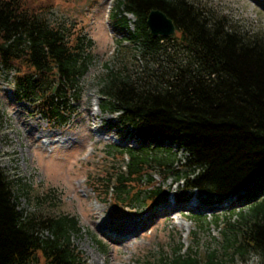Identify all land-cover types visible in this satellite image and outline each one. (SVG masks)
Returning a JSON list of instances; mask_svg holds the SVG:
<instances>
[{"label":"trees","instance_id":"16d2710c","mask_svg":"<svg viewBox=\"0 0 264 264\" xmlns=\"http://www.w3.org/2000/svg\"><path fill=\"white\" fill-rule=\"evenodd\" d=\"M33 4L0 0V66L13 72L18 100L63 125L72 114L70 100H79L93 41L54 26L44 14L51 7ZM152 10L172 21L174 37L150 35ZM109 19L121 30L132 24L128 39L141 45L150 67L133 75L111 70L99 80L100 111L115 115V126L131 128L141 144L110 146L121 164L88 177L93 192L124 210L132 199L157 203L169 195L155 183L157 176L172 179L184 194L234 196L242 204L212 221L220 228L221 251L208 250L199 260L195 245H178L137 264H229L252 257H259L253 264H264V33H241L192 0H115ZM169 44L186 58L170 57L163 48ZM19 195L32 201L35 212L18 208ZM44 205L54 207L51 191L31 195L29 185L15 186L0 166V264H83L71 240L81 233L77 218L44 213ZM192 221L197 231L208 224L201 217Z\"/></svg>","mask_w":264,"mask_h":264},{"label":"rangeland","instance_id":"374dc122","mask_svg":"<svg viewBox=\"0 0 264 264\" xmlns=\"http://www.w3.org/2000/svg\"><path fill=\"white\" fill-rule=\"evenodd\" d=\"M192 1L212 15L224 17L226 23L241 33H264V0ZM114 2L34 0L35 9L51 7L44 14L54 26L62 25L67 32H80L93 41L91 63L79 82V100H70L72 114L63 125L49 123L34 105L18 100L13 72L0 66V166L15 186L19 183L29 185L31 195L42 196L49 191L54 194V207L44 205L40 211L48 213L53 210L77 218L81 233L73 235L71 240L81 253L83 264L152 262L160 255H169L178 245L183 250L195 245L193 252L199 260H204L208 250L221 251L220 228L215 227L212 221L216 216L222 218L241 209L242 204L235 201L236 197L220 200L200 195L197 191L184 194L183 187L174 185L172 179L161 182L154 176L155 183L169 195L157 203L143 198L139 201L132 199L127 201L129 208L124 210L120 204L116 207L109 201H103V197L95 194L88 183V177L102 175L121 164L110 152V146L137 148L141 144L140 139L133 136L131 128L116 127L115 115L99 109L102 99L99 80L103 75L118 69L133 75L150 67V61L142 57L141 45L128 39L132 24L129 31L121 30L109 19ZM128 18L134 20L132 16ZM163 48L172 58H186L185 54L178 53L181 51L176 46L169 44ZM179 155H182L181 151ZM169 203L177 207L194 205L197 208L175 209L174 212L169 208L166 211L171 214L162 218L158 210ZM16 204L26 213L35 212L32 201H28L25 195H19ZM194 217L205 219L207 226L197 231L192 221ZM125 219L132 221L135 231L128 235L127 242L117 245L120 235H111L105 226ZM101 233L110 234L109 237L116 241H110ZM254 262L253 257L247 262L235 258L229 264Z\"/></svg>","mask_w":264,"mask_h":264},{"label":"bare ground","instance_id":"6f19581e","mask_svg":"<svg viewBox=\"0 0 264 264\" xmlns=\"http://www.w3.org/2000/svg\"><path fill=\"white\" fill-rule=\"evenodd\" d=\"M180 207V206H179ZM177 207V206H175V205H173L172 203H169V205H165L164 207H162V208H160L158 211H159V213H161L160 215H161V217H162V215H163V217L162 218H165L166 216H168L169 214H171V212H174L175 211V209H179V211L181 210V211H183V210H189V209H196L197 208V206H194V205H191V206H185V205H183V207ZM196 207V208H195ZM169 208H171L172 209V211L171 212H167L166 210H168ZM209 209V211H213V209L212 208H208ZM177 211V210H176ZM171 216V215H170ZM169 216V217H170ZM135 220V219H134ZM104 222V221H103ZM138 222V221H137ZM105 225V224H104ZM138 225H140V223L138 222ZM181 226H182V224H181ZM188 227H189V224L187 225ZM107 229H110V231L112 232V234L111 235H115V234H118V235H120L119 237H120V241L119 240H117V241H119L118 242V244L117 245H121V242L122 241H125L126 240V242L128 241V235L129 234H131L133 231H135V229L133 230V228H132V221H130L129 219H125V220H123V221H118V222H111V223H107L106 224V226H105ZM140 227H142V226H140ZM140 229V228H139ZM99 231V230H98ZM115 233V234H114ZM104 237H106L107 239H109L110 241H116V239L115 238H112V236L111 237H109L110 236V234L109 235H105V233L103 234V233H101ZM133 235H135V233L134 234H132L131 235V237L133 236ZM115 236H117V235H115ZM118 237V236H117ZM131 239H134V238H131ZM124 244V243H123Z\"/></svg>","mask_w":264,"mask_h":264},{"label":"water","instance_id":"95a60500","mask_svg":"<svg viewBox=\"0 0 264 264\" xmlns=\"http://www.w3.org/2000/svg\"><path fill=\"white\" fill-rule=\"evenodd\" d=\"M147 27L153 37H171L176 33L172 21L162 12L152 10L147 16Z\"/></svg>","mask_w":264,"mask_h":264},{"label":"clouds","instance_id":"9594fccd","mask_svg":"<svg viewBox=\"0 0 264 264\" xmlns=\"http://www.w3.org/2000/svg\"><path fill=\"white\" fill-rule=\"evenodd\" d=\"M254 259H255L256 261H259V257H254Z\"/></svg>","mask_w":264,"mask_h":264}]
</instances>
